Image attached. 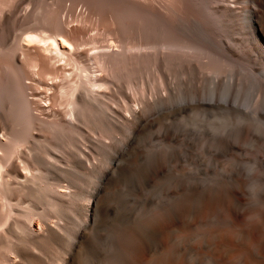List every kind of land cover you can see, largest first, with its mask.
I'll use <instances>...</instances> for the list:
<instances>
[{"label": "rangeland", "instance_id": "1", "mask_svg": "<svg viewBox=\"0 0 264 264\" xmlns=\"http://www.w3.org/2000/svg\"><path fill=\"white\" fill-rule=\"evenodd\" d=\"M23 1L25 3L21 4ZM236 1L0 0V10L9 12L12 9L15 12L11 13L7 26L0 22V86L4 83L0 87V104L5 102L1 104L4 112L0 105V120L14 128L16 119H12L18 110L15 99L23 92L27 107L42 124L41 131H35L34 136L39 138L35 144L42 148L46 143L52 152L59 146L63 153L57 165L74 173L70 179L79 190L89 189L92 183L89 170L92 167L107 168V159L101 157L95 140L103 138L107 145L120 152L114 157L120 161L119 167L105 170L112 176L100 196L109 211L103 218V231H99L101 236H105L106 230L117 219L119 222L130 218L137 223L141 219L157 218L158 213L166 208L184 205L185 208L188 206L185 209L187 213L200 210L202 216L208 204L199 196L194 198L195 195H204L208 190L230 191L239 181L243 184L242 202L251 208V215L247 217H257L252 221L259 222L264 233V43H251L246 35L248 31L241 27H245L246 8ZM38 27L44 29L37 32L38 35L51 37L60 43L66 41L73 48L70 52L58 49L61 54L56 55L46 52L48 45L37 39L24 46L25 36L21 35V30L33 31ZM169 40L192 45V50H167L161 45L157 49L145 48L148 44H164ZM123 45L144 48L118 57L119 54L123 56ZM99 53L113 55L111 66L115 58L121 62L115 65L116 68L112 67L111 74L98 73L105 82L99 91L100 102L105 109L101 118L103 123L96 115H84L80 117L84 122L80 123L82 128L74 130L76 133L69 145L60 140L50 145L53 140L47 127L62 124L68 111V99L62 94L72 91L73 85L81 89L80 93L77 89L78 95L85 94V89L81 88L86 83L82 68L91 66L90 57ZM48 69H52L54 75L43 77V71ZM17 74L21 77L17 76L22 82H17L22 84L20 88L15 83ZM84 77L85 80L82 79ZM62 86L65 92H61ZM209 89L217 91L218 103H210L204 98L211 93ZM221 91L230 94L228 102L220 101L224 94L220 96ZM189 92L190 99L195 97V100H189ZM249 92L250 100L243 105L242 100ZM213 107H220L222 113L231 119H224L220 112H213ZM130 110L149 119L142 131L132 136L127 130L131 125L127 120L135 114ZM107 118L118 122L115 140L104 137ZM61 132L62 138L69 134L65 129ZM4 135L0 132V140L7 143ZM120 141L124 142L123 146ZM27 146L32 147V143ZM68 153L74 157L71 159ZM80 153L85 167L76 169L75 156L81 160ZM17 165L20 174L26 177L27 171L19 162ZM51 170L50 174L55 172L53 168ZM67 214L76 218L71 210ZM0 215V220L6 217L4 212ZM225 218L224 215L221 217ZM10 222L4 227H8ZM205 225L194 224L190 231L199 237V241L211 228L208 222ZM33 226L39 229L37 224ZM185 236V233L180 234L170 241L168 247L174 249ZM183 245L186 250L195 248L193 252L196 253L213 252V245L207 250L200 249L191 238Z\"/></svg>", "mask_w": 264, "mask_h": 264}, {"label": "bare ground", "instance_id": "2", "mask_svg": "<svg viewBox=\"0 0 264 264\" xmlns=\"http://www.w3.org/2000/svg\"><path fill=\"white\" fill-rule=\"evenodd\" d=\"M236 2L246 8L244 16L246 23L243 22L245 27L244 25H241V27L243 26L242 28L248 31L246 35H248L251 43L252 41L256 44H258V41H263L264 43V0H237ZM22 3L24 4L25 1ZM11 13L14 14L15 12H12V9L9 12L0 10V22L2 21L6 25L11 18ZM38 28L33 31L29 29L21 30V35L25 36V40L23 39L24 46L30 45L37 39L41 44L48 45L46 52L56 55L61 54L58 49L70 52L73 48L66 41L60 43L56 40L53 41L51 37L38 35L37 32L44 30L43 28ZM176 41L179 43L178 40ZM176 41L171 42L169 40V42L164 44H148L145 48L157 49L161 45L167 50H192V45L191 47L187 46V43L182 44V41H180V44L174 43ZM124 45L121 47L123 50L121 55L123 56H119V54L118 57H124L132 50L144 48ZM262 53L264 56V49ZM112 56L108 55V53H99L93 55L90 59L88 58L91 66L82 68L86 83L82 84L81 88L85 89V94L81 93L78 95V88H75V85H73L74 89L73 87L70 88L73 89L72 91L68 90L69 92L71 91L69 94L68 91L67 93L65 92L64 86L61 87V92L65 90L64 92L66 93H63L62 96L68 99V111L62 124H49L50 126L47 127V131L53 140L50 145H53L57 140H60L64 145H66L65 142H68L67 144L69 145L72 135L75 136L74 133L76 132L74 130L82 128L80 123L83 124L84 122L83 119L80 120V117L84 115L90 117L96 115L98 121L103 123L101 118L105 109L100 102L99 91L105 86V82L102 77H98V73L109 71L112 73V69L116 68L115 65L118 66L121 63L119 58H115L117 57L116 54L115 60H113L114 64L111 66ZM53 72L52 69L44 70L42 75L43 77L53 76ZM19 75L17 74L16 77ZM64 77L67 78L66 75ZM85 77L82 79L85 80ZM19 81L20 79L15 81V83L17 84ZM20 83L22 82L20 81ZM21 86L22 84L16 85L18 88ZM76 86L79 87V85ZM182 90L185 93L184 87ZM209 90L211 93L209 95L206 94L204 98L210 103H218L216 98L217 91L212 92L211 89ZM217 90L219 91V89ZM222 93L224 92L221 91L220 96ZM21 94H18L17 99H15L18 102L17 109L19 110H16L14 114L16 117L10 118V111L7 112L10 119H16V122L14 120V128H9L4 120H0V132L4 133L5 140L7 139V143L0 140V152H2V156H0V206L2 205L0 214L1 212L6 213V217L4 216L6 219L2 220L4 218L2 217L0 220V264H264V233L262 226L258 225L259 222L256 224L252 221L255 216L254 213L253 219L247 217L251 213V208L245 206L242 202L241 192L243 191V184L239 183L241 181L237 182L236 187H232L233 189L231 188L230 191L223 192L207 189L208 191L204 195H195L194 198L199 196L204 203L208 204L205 210L202 211V216L201 212H199L200 210H190L192 213H187L185 210L188 208L187 205V208L184 205L183 207L166 208L158 213L157 218L141 219L137 223L130 221V218L119 222L117 219L116 223L112 222L113 224L110 227L108 226L105 236H101L99 231L104 221L103 218L109 211L104 206L100 196L104 194L105 187L111 181L110 176H112L110 172L107 174L105 170L110 168L115 170L119 167L118 163L120 161L118 162L114 157L120 152L111 145H107L105 143L106 140L104 141L103 138L95 140L101 157L107 159L105 161L107 168L102 170L103 168H99V166L92 167L89 170L92 177L89 189L79 190L70 179V177L74 176V173L57 165V160L60 159V155L63 153V151H59V146H56L54 148L55 152H52L51 148L45 145L46 143H43L42 148L35 144L39 140L38 137L34 136L36 134L35 131L40 132L42 124L30 112V107H27L26 100H24L23 92ZM173 94L174 92L172 97L175 95ZM190 94L191 92H189V100H193L195 97L190 99ZM249 94L250 92L242 100L243 105L247 103ZM229 95L224 93L221 97H218H220V101L228 102ZM3 97H5V94H3ZM14 97L16 98V96ZM14 97H12L13 100ZM196 100L198 99L196 98ZM15 101L12 102L15 103ZM236 102H239V100L237 99ZM10 103L11 101L8 105L12 106ZM178 103L180 104L179 99ZM190 104L192 103L190 102ZM1 106L4 108L3 105ZM213 108V112H220L224 119H231L228 114L222 113L223 109L221 110L220 107ZM2 110L4 112L5 108ZM225 110L224 112H226ZM130 111L135 114L131 117V120H127L128 125L131 124L127 130L132 136L139 133V130L142 131L141 129L144 125H147L149 119L140 117L135 110ZM117 123L113 119L107 118L104 137L107 138L108 136V139H116ZM262 126L264 127V125ZM62 129L69 131L65 138H62ZM30 143H32V147L27 146ZM119 143H121V146L124 145L123 141ZM71 147L73 146L71 145ZM61 148L64 150L63 146ZM68 155L71 159L74 157V154L68 153ZM80 157L82 158L81 160L75 156L76 169L85 167L81 153ZM47 160L49 162L46 163L45 161ZM18 162L27 171L26 177L20 174ZM50 166L55 170L52 174H50L52 168H48ZM4 170L5 172H3ZM72 188L76 190L73 191ZM60 189L63 191L59 192ZM28 201H31L32 204H26ZM257 202L254 203L256 204ZM68 210L73 211L76 218L68 215ZM259 213L258 211L257 215L260 217ZM223 215L226 216L225 219H221ZM10 219H12V222L9 221ZM8 222H10L9 226L4 227ZM207 222L211 225V228L203 234L204 238L199 241V237L195 233L190 232L192 226L194 224L207 226L205 225ZM217 222L220 224L216 225ZM36 224L39 229L33 226ZM105 224L106 226L108 225L107 223ZM101 231L103 230L101 229ZM182 233L186 234L183 241L176 244L174 249L169 248L170 241ZM189 238L196 241L200 249H208L213 245V252L211 254L196 253L193 252L195 248L191 247L186 250L183 244ZM162 249H164L163 253H161Z\"/></svg>", "mask_w": 264, "mask_h": 264}]
</instances>
